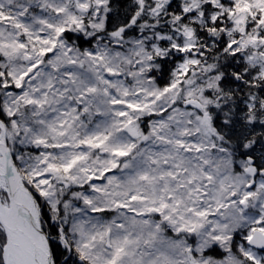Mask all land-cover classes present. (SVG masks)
<instances>
[{
  "label": "snow or ice",
  "instance_id": "obj_1",
  "mask_svg": "<svg viewBox=\"0 0 264 264\" xmlns=\"http://www.w3.org/2000/svg\"><path fill=\"white\" fill-rule=\"evenodd\" d=\"M0 264H264V0H0Z\"/></svg>",
  "mask_w": 264,
  "mask_h": 264
}]
</instances>
